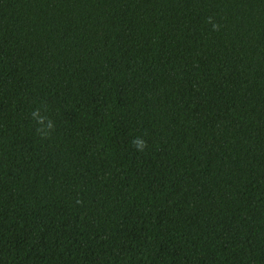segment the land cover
<instances>
[{
  "label": "trees",
  "instance_id": "1",
  "mask_svg": "<svg viewBox=\"0 0 264 264\" xmlns=\"http://www.w3.org/2000/svg\"><path fill=\"white\" fill-rule=\"evenodd\" d=\"M0 264H264V0H0Z\"/></svg>",
  "mask_w": 264,
  "mask_h": 264
},
{
  "label": "clouds",
  "instance_id": "2",
  "mask_svg": "<svg viewBox=\"0 0 264 264\" xmlns=\"http://www.w3.org/2000/svg\"><path fill=\"white\" fill-rule=\"evenodd\" d=\"M33 117L35 118V117H37L38 115H39V113L38 112H34L33 114ZM44 121H43V118H41L39 121H38V123H43ZM48 127H49V129H53L54 128V124L51 122V121H49V123H48ZM38 131H39V129H38Z\"/></svg>",
  "mask_w": 264,
  "mask_h": 264
}]
</instances>
